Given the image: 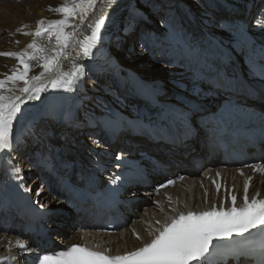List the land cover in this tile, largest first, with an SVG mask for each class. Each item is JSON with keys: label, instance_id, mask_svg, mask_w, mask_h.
<instances>
[{"label": "bare ground", "instance_id": "bare-ground-1", "mask_svg": "<svg viewBox=\"0 0 264 264\" xmlns=\"http://www.w3.org/2000/svg\"><path fill=\"white\" fill-rule=\"evenodd\" d=\"M189 2L199 20L196 28L185 26L187 40H184L182 38L186 29L180 27L181 31H179L169 15L165 14L170 11L167 0H96L95 7L89 10L87 22L81 26V31L90 35L87 23L103 14L105 23L100 30V44L107 46V51L116 65L90 62L86 58L77 59L76 50L69 49L72 60L83 68L82 75L76 79L71 89L67 91L49 89L41 94V99L28 101L21 106L22 112L14 121L12 151L6 150L0 153V186L4 184V164L8 160L7 157L4 158V155L8 153L16 159L15 167L19 169V178L21 176L24 183L30 178L25 184L27 188L32 185V190L39 182L44 183L37 190V197L34 200L52 211L46 219L47 226L59 235L58 239L63 237V241H72L71 239L82 234L85 238L94 237L96 241L101 240L110 251H120L134 247L145 239L152 232L154 223L161 221L170 212L171 206L166 197L167 193L177 196V208L182 205L192 206L203 199L209 200V195L201 194L198 186L205 184L206 174L211 175L215 168L221 167L216 160L210 163L205 160L201 139L204 130L198 120L206 113L203 112L205 108H212V104L207 100L216 99L213 97L215 91L204 83V72H208L219 64L214 62V58L218 55L205 33L214 36L217 41L237 53L242 47L240 33L244 29V23H248V16L254 14L259 8L264 11V0H239L238 3L233 0H189ZM61 3L62 0H0V52L19 51L31 42L32 36L16 31L22 25H27L22 31L31 32L35 30L36 22L41 18L48 20L62 18L61 14L48 11L49 7L55 8ZM172 7L176 8V5L172 4ZM161 11L165 12L161 14ZM146 14L151 22L142 19L141 15ZM257 18H255L256 21ZM254 21L249 26L250 34L255 41L263 44L264 25H258ZM76 23L79 21L77 20ZM253 24L254 27L251 28ZM168 36H174L180 43L177 52L168 45ZM37 39L39 42L47 43L46 37ZM16 41H19V44ZM185 53L188 55L185 56ZM158 55L163 59H159ZM127 58L129 61L124 62ZM238 60L240 61V57ZM181 61L189 67H198L199 76L187 78L181 77V73H176L173 68ZM62 63L65 65V70H71L70 60H64ZM16 64L15 59L0 56V73L7 72ZM161 69H164V73H161ZM40 71L41 69L36 67L30 75L38 74ZM149 75L155 80L153 85L147 82L150 81L147 77ZM110 81H113L119 89L115 91L118 96L115 99H119L117 102L110 98L112 96L106 97L107 92L110 91L108 89ZM158 81L161 83L158 84ZM143 84H147L153 90V98L158 101H173L175 93L169 92L168 86L181 92L185 87L187 88L185 93L189 96L193 88L198 90V93L194 95V102L191 105H184L190 128L185 131V139L179 147L169 149L164 143L150 144L145 140L142 131L135 126V120L141 125L156 126L155 120L158 116L154 105L134 93V91H140ZM131 93L133 96H130ZM89 96L94 103L98 104L95 113L84 109ZM104 99H108L109 102ZM132 101L135 104H132ZM124 106L130 107L127 113L122 110ZM136 109H143L137 118ZM61 111L67 112L68 115L62 114ZM100 111L103 117L96 118ZM32 119H36V122L29 133L26 127ZM91 124L95 127L90 128ZM157 124L160 125L159 122ZM46 129H55L56 138L47 137L45 133L43 139L42 132ZM108 129L112 135V141L109 143H107L106 135ZM79 131L89 133L91 136H81ZM96 139H99L98 145L108 144L109 152L122 149L125 155L139 160L144 172L149 175L153 183L151 188L140 190L138 193L131 191L122 194V197L136 196L139 200L131 205L132 212L127 215L128 225L111 235L102 234L95 228L81 233L78 230V224L82 223H76V219L81 215L64 209L62 207L64 204L56 206L53 203L54 198L49 189L56 192L57 185L53 177L44 172L45 165H54L60 159L62 151L60 144L65 143L66 148L74 150L73 143L76 142L87 154L90 148H84L82 141L94 142ZM45 140L50 145L46 144ZM50 149L54 150L51 160ZM76 154L79 161H82L81 153L76 152ZM26 158H28L27 162ZM196 160L202 164L199 170L194 169L173 188L154 194L159 179L165 178L167 174H178L183 168H193ZM40 161L44 166L40 165ZM69 164V162L66 163V165ZM25 165V171L23 169L22 172V167ZM160 165L166 168H161ZM222 176L225 179L231 178L232 183H235L238 178L237 175H233V171H222ZM254 187L255 184L251 189ZM257 188L260 193H263L264 185L260 184ZM11 221L7 212L0 211V257L16 256L17 260L14 264H21L24 260L23 256L28 252L15 247V240L19 238L25 241L28 247L31 241L16 227L9 235H5L2 230L3 223ZM9 241L13 242L11 251L6 247ZM3 262L7 263V261Z\"/></svg>", "mask_w": 264, "mask_h": 264}, {"label": "snow or ice", "instance_id": "snow-or-ice-1", "mask_svg": "<svg viewBox=\"0 0 264 264\" xmlns=\"http://www.w3.org/2000/svg\"><path fill=\"white\" fill-rule=\"evenodd\" d=\"M95 4L96 0H62L59 6L48 8V11L61 14L62 18H41L31 32L22 31L27 27L22 25L16 31L32 36L31 42L19 51L0 52V56L17 61L7 72L0 73V153L13 147L14 121L22 112L23 104L41 99V94L49 89L70 90L76 79L82 75L83 68L72 60L68 50L75 49L77 59L92 55L105 17L100 14L94 21L87 23L90 35L83 33L81 26L87 22L89 10ZM77 20L79 23H76ZM256 22L264 25V13H261ZM45 37L47 43L37 39ZM16 43L19 44V41ZM64 60L71 61L70 71L65 70L62 63ZM36 67L41 71L30 75ZM246 166L252 167L254 172L264 173V164ZM15 171L19 172V169ZM251 179L252 177H248L244 181L243 203L239 206L236 203L237 197L231 195L230 207L225 208L221 202L219 208L213 204L210 210L181 212L170 218V222L156 228L154 235L150 233V242L134 251L123 255H107L74 244L66 250L39 256L38 264H204L206 254L214 241L227 240L234 236L246 240L248 237L255 239L233 249V255H254L264 264V198H258L260 193L257 192L249 199ZM172 183L173 181L168 182L169 185ZM219 188L220 185L217 184V191ZM6 247L11 251L13 242L9 241ZM15 247L25 252L33 251L19 238L15 240ZM16 260V256L0 257V264L3 261L14 264Z\"/></svg>", "mask_w": 264, "mask_h": 264}, {"label": "rangeland", "instance_id": "rangeland-1", "mask_svg": "<svg viewBox=\"0 0 264 264\" xmlns=\"http://www.w3.org/2000/svg\"><path fill=\"white\" fill-rule=\"evenodd\" d=\"M200 9L203 11V9L200 7ZM260 9V8H259ZM258 9V10H259ZM257 10V11H258ZM200 15V17H201V14H199ZM255 17V15L253 16V18ZM202 26V25H201ZM254 27V24H253V26L251 27V28H253ZM252 31V30H251ZM138 38H139V36H138ZM114 57V56H113ZM115 58V57H114ZM158 58L159 59H163V58H160L159 57V55H158ZM118 61V60H117ZM127 61H129V58H127V59H125V61L124 62H127ZM162 61V60H161ZM160 64H162V63H160ZM172 67V66H171ZM176 67V68H175ZM195 69L197 70V68L195 67ZM164 69H161V73H164V71H163ZM173 70H175L176 71V73H178V74H180L181 75V77L183 76V77H187V78H193V72H194V70L192 69V67H189V65H184V63L181 61V62H178V64H176L175 66H174V68H173ZM183 71V72H182ZM183 73V74H182ZM106 77H108V76H106ZM103 79H105V77L103 78ZM108 89H110V91L109 92H107V95H106V97H108V96H112V97H110V98H112V99H114V100H116V102L119 100V99H115V97L117 98L118 96H117V93L115 92V91H119V89H117L116 88V85H114V83H113V81H110V83L108 84ZM116 88V89H115ZM113 89H114V91H113ZM182 91H184V88H182ZM114 92L116 93V94H114ZM120 96H122V95H120ZM123 97L125 98V95H123ZM45 124H47V123H45ZM48 125V124H47ZM49 126V125H48ZM50 127V126H49ZM48 128V127H47ZM47 130V129H46ZM46 130H44L43 132H42V134H43V139H44V134L46 133ZM45 143L46 144H48L47 142H46V140H45ZM48 145H50V144H48ZM84 147H88V145L87 144H84ZM85 152V151H84ZM27 159L28 158H26V162H27ZM25 168H26V165L25 166H23L22 167V172H23V169H24V171H25ZM28 177V176H27ZM28 182H29V180H28ZM42 184H44V183H41V182H39L38 184H37V186H35L34 188H32V190H31V193H32V195H35L36 193H37V190H39L40 188H41V185ZM30 189H31V187H30ZM50 194H48V196H49ZM50 198H51V196H50ZM35 199V198H34ZM52 199V198H51ZM55 204V203H54Z\"/></svg>", "mask_w": 264, "mask_h": 264}]
</instances>
